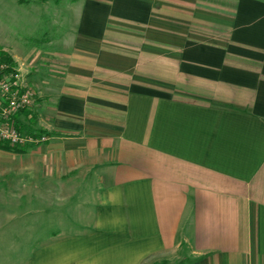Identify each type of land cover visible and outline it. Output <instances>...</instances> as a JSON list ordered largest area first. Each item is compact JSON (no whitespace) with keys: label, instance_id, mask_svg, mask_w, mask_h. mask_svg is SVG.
<instances>
[{"label":"crops","instance_id":"obj_1","mask_svg":"<svg viewBox=\"0 0 264 264\" xmlns=\"http://www.w3.org/2000/svg\"><path fill=\"white\" fill-rule=\"evenodd\" d=\"M37 5L46 44L1 49L48 137L0 150V219L46 221L0 226L12 263L264 264V0Z\"/></svg>","mask_w":264,"mask_h":264},{"label":"rangeland","instance_id":"obj_2","mask_svg":"<svg viewBox=\"0 0 264 264\" xmlns=\"http://www.w3.org/2000/svg\"><path fill=\"white\" fill-rule=\"evenodd\" d=\"M48 1L30 0L27 6L20 7L17 0H0V50L11 49L15 46H22L27 50L39 49L46 44L51 36V33L47 32L49 30L51 32V29H53L58 14L55 10H49L45 6H38L37 4H45ZM48 22H51L50 25ZM32 121L29 120L28 125L25 126L26 134L38 133V131H32L36 128L34 125L37 123ZM45 223L46 221L30 218L29 220L18 218L9 221L0 219V226L4 232L13 226L23 229L27 227L34 228L39 225L40 228L45 229ZM26 237L28 238L23 234L0 235V264H13L12 262L16 261L17 258H21L20 255L23 253L17 250L15 246L22 243ZM34 237L38 236H31L30 238ZM40 237L43 238L44 236ZM183 260V254L178 252L163 260L150 261L146 264H182Z\"/></svg>","mask_w":264,"mask_h":264},{"label":"built area","instance_id":"obj_3","mask_svg":"<svg viewBox=\"0 0 264 264\" xmlns=\"http://www.w3.org/2000/svg\"><path fill=\"white\" fill-rule=\"evenodd\" d=\"M36 101L35 92L27 87L20 71L8 70L5 64L0 63V142L28 147L48 141L44 134L20 131L15 120L24 111L32 110Z\"/></svg>","mask_w":264,"mask_h":264},{"label":"trees","instance_id":"obj_4","mask_svg":"<svg viewBox=\"0 0 264 264\" xmlns=\"http://www.w3.org/2000/svg\"><path fill=\"white\" fill-rule=\"evenodd\" d=\"M30 0H17L19 5H28ZM42 2H46L47 0H39ZM0 63L5 64L8 67V70H17L16 65L14 60L4 51L0 50ZM32 111L28 110V111H24L21 115H24L25 117H28ZM19 116L16 117V123L18 126V129L20 131H25V126L18 120ZM33 120V118L31 119V121ZM38 135H46V133L38 131L37 133ZM0 150L2 151H7V152H12V153H23L26 151V147H18V146H12L9 143H4V142H0Z\"/></svg>","mask_w":264,"mask_h":264}]
</instances>
